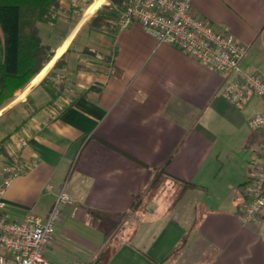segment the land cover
Segmentation results:
<instances>
[{
    "label": "crops",
    "instance_id": "obj_1",
    "mask_svg": "<svg viewBox=\"0 0 264 264\" xmlns=\"http://www.w3.org/2000/svg\"><path fill=\"white\" fill-rule=\"evenodd\" d=\"M111 4L61 0L56 20L38 24L52 56L0 110L11 117L0 164L29 165L4 191L6 216H45L63 188L70 199L44 251L54 264H264V208L242 220L249 163L264 156V126L247 121L263 99L229 103L221 74L138 22L118 30ZM191 9L243 44L241 67L264 78V0ZM98 12L103 25L90 23ZM158 173L167 189L148 195Z\"/></svg>",
    "mask_w": 264,
    "mask_h": 264
},
{
    "label": "built area",
    "instance_id": "obj_2",
    "mask_svg": "<svg viewBox=\"0 0 264 264\" xmlns=\"http://www.w3.org/2000/svg\"><path fill=\"white\" fill-rule=\"evenodd\" d=\"M118 30L138 22L158 44L166 43L184 51L191 58L210 66L223 76L222 93L229 103H239L247 94H255L264 101V78L243 70L241 61L246 47L226 29L217 28L191 9V0H121L112 5ZM251 130L264 126V113L247 121ZM25 140L19 141L24 147ZM20 156L1 168L0 182V264H54L44 256L54 234L61 207L69 201L62 188L45 216L26 213L19 220L6 216L7 202L3 197L14 177L28 169ZM248 200L242 220H253L264 208V156L249 163ZM70 264H93L92 261L73 260Z\"/></svg>",
    "mask_w": 264,
    "mask_h": 264
},
{
    "label": "trees",
    "instance_id": "obj_3",
    "mask_svg": "<svg viewBox=\"0 0 264 264\" xmlns=\"http://www.w3.org/2000/svg\"><path fill=\"white\" fill-rule=\"evenodd\" d=\"M120 1L112 0L111 6ZM60 9L61 0H0V106L36 75L52 56L51 47L40 38L38 24L54 22ZM95 20L103 25L108 18L98 12L90 23ZM60 63L56 62L54 66L59 68ZM46 82L47 78L42 83ZM48 91L53 96L51 85H48ZM160 175L156 174L145 193L159 185ZM142 198L134 202L133 207H138Z\"/></svg>",
    "mask_w": 264,
    "mask_h": 264
},
{
    "label": "rangeland",
    "instance_id": "obj_4",
    "mask_svg": "<svg viewBox=\"0 0 264 264\" xmlns=\"http://www.w3.org/2000/svg\"><path fill=\"white\" fill-rule=\"evenodd\" d=\"M113 11V10H112ZM51 87L55 90V86H52L51 85ZM18 92L17 93H15V95H12L11 96V98H9L6 102H4L3 103V106H0L1 108H0V110L2 109V108H4V107H6L7 105H9V103H11L14 99H16L17 97H18ZM11 99V100H10ZM9 101V102H8ZM5 103H8V104H5ZM10 120H11V117L9 116V115H6V116H4V117H2L1 119H0V131H2V132H4V130L6 131L7 129H8V127L11 125V123H10ZM0 146H1V144H0ZM1 166H3L2 164H0V167ZM0 170H1V168H0ZM161 177H159L160 178V183H159V185L158 186H156L155 187V189H153V190H151V191H149V193L152 195L153 193L155 194V193H157V192H159L161 189H162V187H164V188H166L165 186H166V184H165V176L164 175H160ZM183 188H185V187H183ZM182 188V186L180 185V187H179V185L178 186H175V188H169L168 189V192H167V194L171 197V198H177V197H179V195H180V191L183 189ZM167 189V188H166ZM149 193H148V195H149ZM141 207L142 208H144L145 207V204L143 203L142 205H141Z\"/></svg>",
    "mask_w": 264,
    "mask_h": 264
},
{
    "label": "bare ground",
    "instance_id": "obj_5",
    "mask_svg": "<svg viewBox=\"0 0 264 264\" xmlns=\"http://www.w3.org/2000/svg\"><path fill=\"white\" fill-rule=\"evenodd\" d=\"M104 1V0H103Z\"/></svg>",
    "mask_w": 264,
    "mask_h": 264
}]
</instances>
